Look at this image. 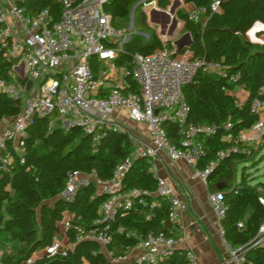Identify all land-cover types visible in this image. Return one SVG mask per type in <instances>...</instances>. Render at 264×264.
<instances>
[{
  "label": "trees",
  "instance_id": "obj_1",
  "mask_svg": "<svg viewBox=\"0 0 264 264\" xmlns=\"http://www.w3.org/2000/svg\"><path fill=\"white\" fill-rule=\"evenodd\" d=\"M174 1L156 0L157 8L166 11ZM182 1L207 11L204 24L190 22L186 14L181 16L184 33L191 38L188 50L196 58L220 62L227 72L226 78L218 79L198 72L183 88L189 106L188 121L215 128L213 134L197 137L203 154L196 169L214 164L207 183L212 190H217L219 185L224 187L220 192L225 214L220 225L225 242L232 250L241 249L243 264H264V237L258 243L264 224V207L259 200L264 197V180L249 172L250 168L257 170L261 149L240 139L241 134L252 129L260 119L251 110L252 101L264 102V39L253 43L247 37L256 23L264 25V0H224L219 13L209 12L214 0ZM137 2L108 0L104 9L112 17L113 25L125 28ZM25 6L30 14L48 10L55 21L62 13L57 0H27ZM138 10L143 26L151 30V34L148 41L133 35L117 56V65L130 72L135 54L150 55L163 47L170 48L147 24L146 12L142 8ZM182 52H175L174 56ZM92 64L97 70L96 61L92 60ZM10 69L11 64L0 50V81H8ZM233 76L237 77L232 80ZM126 82L124 94L139 93L130 75ZM237 88L248 94L244 103L239 104L234 96ZM20 113V101L0 91V122ZM50 122L51 118L35 117L18 146L8 140L0 152V239L9 236L17 245L15 252L1 256V264H25L51 246L59 230L58 223L66 214L72 217V229L68 232L65 253L54 257L43 254L33 264H108L97 242L80 241L73 249L69 248L76 240L75 227L108 233L111 242L107 251L116 259L126 258L151 232L176 237L177 226L168 220L169 206L157 194V177L151 170L152 164L145 157H133V144L127 132L109 129L92 147L90 138L81 128L65 130L51 126ZM164 128L170 141L182 149L177 126L166 123ZM228 136L233 139L228 141ZM219 153L223 154L221 159ZM128 158L131 164L118 192L127 195L137 191L138 194L130 197V208H117L112 220L95 224L109 194L98 192L94 183L80 187L72 202L63 199L71 173L94 176L99 182L108 183L117 166ZM158 264H186L184 252L176 250Z\"/></svg>",
  "mask_w": 264,
  "mask_h": 264
},
{
  "label": "built area",
  "instance_id": "obj_2",
  "mask_svg": "<svg viewBox=\"0 0 264 264\" xmlns=\"http://www.w3.org/2000/svg\"><path fill=\"white\" fill-rule=\"evenodd\" d=\"M26 1L0 0V50L11 64L9 79L0 81V91L21 103V113L14 118V125L0 137V152L5 149L8 140L18 138L19 144L35 117L51 118V126H60L65 130L81 128L83 134L90 138L92 147H95L109 129L117 128L114 120L117 110H125L130 120L147 126L150 143L134 157H145L151 162V170L157 177V194L169 206V222L176 225L179 213L187 209V204L179 198L173 186L157 176L154 163L161 153H165L173 162L183 161L192 165L195 168L193 178L204 185L208 184L207 179L214 164L205 169H196V163L203 154L197 137L200 134L211 135L215 128L188 121L189 106L183 88L198 72L213 78H226L224 67L217 61L196 58L190 50L174 56L173 48L163 47L150 55L135 54L130 72L128 68L117 65L116 59L132 33L130 29L113 25L112 17L104 9L108 0H57L62 8L58 21L48 10L30 14L26 11ZM222 1L214 0L209 12L219 13ZM138 6L146 13L159 10L156 0H138L133 11ZM185 6L190 22H206L205 9L195 8L191 3H185ZM134 35L141 34L135 31ZM146 39H149V35ZM92 60L97 63V70ZM129 75L138 85V94L123 92L128 86L126 77ZM251 110L260 119L248 132L259 139L264 138V102L253 100ZM166 123L177 126L182 149L170 141L164 128ZM232 139V136L227 137L228 141ZM219 156L221 159L223 154L219 153ZM130 164L131 158L122 161L108 183H101L94 176L71 173L63 199L72 202L80 187L94 183L102 188V193L109 194L99 209L95 224L112 220L116 209L121 206L130 208V197L138 194L137 191L127 195L118 192ZM259 200L264 207V197ZM208 201L220 222L225 214L223 194L220 191L210 193ZM71 220L72 217L66 214L58 223L59 230L52 245L35 254L25 264H33L43 254L54 257L65 253L68 232L72 229ZM75 228L76 240L69 248L73 249L80 241L97 242L108 264H158L185 242L183 235L167 237L163 233L151 232L136 244L126 258L116 259L107 251L111 242L108 233ZM220 235L224 239L221 227ZM259 235L258 243L264 237V224ZM183 252L186 264H201L192 250L185 249ZM230 254L243 263L241 249L231 250Z\"/></svg>",
  "mask_w": 264,
  "mask_h": 264
},
{
  "label": "crops",
  "instance_id": "obj_3",
  "mask_svg": "<svg viewBox=\"0 0 264 264\" xmlns=\"http://www.w3.org/2000/svg\"><path fill=\"white\" fill-rule=\"evenodd\" d=\"M177 1L178 3H181L185 6V3L182 0ZM158 11L162 12L163 10L159 9ZM155 17L158 21L160 19L163 21V16L160 13L156 14ZM256 25H261L264 27V25L260 23H256L254 26ZM166 30H168V36H172L175 32L174 31L171 35H169L170 24L165 28V32ZM165 32L164 34L161 32V34L165 35ZM186 35L188 34L185 33L184 36ZM261 37L264 39V32ZM179 40H177L175 44H173V47H171L175 50V52H177L176 43ZM234 96L236 97L238 103L241 104L246 101L248 94L242 89L237 88L234 90ZM114 120L116 123L115 125L119 130L128 133L133 146L135 144H140L142 148H144L150 143V135L147 126L145 124L136 123L130 120L127 111L117 110ZM13 125L14 118L5 119L0 122V137L5 131L12 128ZM240 137L241 140L251 146L253 145V147H256L254 146V143L259 142V138L250 134L249 132H243ZM15 140L16 141H14V145L17 147L18 138ZM154 168L157 172V176L173 186L179 198L187 204V209L180 212L178 215V222L176 224L177 227L174 231L176 236L183 235L185 238V242L179 245L177 250L182 252L185 249L192 250L201 264H243L239 263L231 256L230 251L232 249L221 237L220 222L216 219L209 204L208 195L210 193L216 192L217 190H212L208 184L204 185L199 180L193 178V172L195 168L192 165H189L183 161L173 162L166 156L165 153H161L156 159ZM96 188L98 192L102 193L101 187L96 186ZM3 237H5V240L7 241L10 239L9 236L6 235ZM16 250L17 245L15 244V246H13V248L8 253L12 251L15 252ZM4 254L7 253H0L1 256Z\"/></svg>",
  "mask_w": 264,
  "mask_h": 264
},
{
  "label": "rangeland",
  "instance_id": "obj_4",
  "mask_svg": "<svg viewBox=\"0 0 264 264\" xmlns=\"http://www.w3.org/2000/svg\"><path fill=\"white\" fill-rule=\"evenodd\" d=\"M181 1V0H179ZM176 3H178V1H174L173 4L170 6L169 9H167L166 11L169 12L170 9L176 5ZM141 7H137L135 9V11H131L130 16L128 21L124 24V27L126 29H130L129 31L132 33V36L135 34V31L139 32L141 35V37L147 41L146 36L151 34V30L145 28L143 26V21L142 18L140 16L139 10ZM185 6L181 3H178L177 6H175V10H174V17L176 19H178V26L177 29L175 30L174 34L172 36H168V30H166L165 35L161 34V28L160 26H155L151 23H149V20L147 19V24L150 26V28H152L153 31L156 32L157 35L160 36L161 40L163 41V43L166 46H170L173 47V44H175V42L179 39H181L185 33L183 30V22L181 20V16L184 15L186 13L185 11ZM147 17H148V13ZM159 22H162V19L159 20ZM264 29L263 27H256L255 26L249 31V33L247 34V37L250 41L252 42H256L259 41L260 43L263 41V38L261 37V35L263 34ZM218 79V78H215ZM16 140H13V142ZM253 146V145H252ZM254 146L258 147L261 149V156H260V161L258 163V168L257 170L250 168L249 172L250 173H254L256 174V176L258 177L259 180H264V138H260L258 143H254ZM142 148V146L140 144H135L133 146V157L137 154V152ZM13 246H15V244L9 239L8 241L5 240V237H2L0 239V253H8ZM15 249V248H14Z\"/></svg>",
  "mask_w": 264,
  "mask_h": 264
},
{
  "label": "water",
  "instance_id": "obj_5",
  "mask_svg": "<svg viewBox=\"0 0 264 264\" xmlns=\"http://www.w3.org/2000/svg\"><path fill=\"white\" fill-rule=\"evenodd\" d=\"M107 5V3H106ZM178 3H176V5H174L169 12H159L158 10H152L151 12H149V22L151 24H154V25H158L161 27V32L162 34H164L165 32V28L167 27V25L170 24V30H169V35H171L176 27H177V19L173 16L174 15V10H175V6H177ZM161 14L163 16V21L162 22H159L157 19H156V14ZM252 42V41H251ZM253 43H260L259 41H256V42H253ZM191 44V39H190V36L189 35H186L184 36L181 40H179L176 45H177V52H182L184 51L185 49H188L189 46ZM30 86V85H29ZM29 88V87H28ZM224 187L219 185L217 190L218 191H221ZM159 196V195H158ZM160 197V196H159ZM133 262H130V263H127L126 264H132Z\"/></svg>",
  "mask_w": 264,
  "mask_h": 264
}]
</instances>
